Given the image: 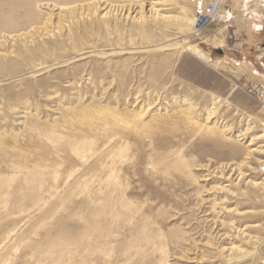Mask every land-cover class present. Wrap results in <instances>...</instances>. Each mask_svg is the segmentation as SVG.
I'll use <instances>...</instances> for the list:
<instances>
[{
	"label": "rangeland",
	"instance_id": "374dc122",
	"mask_svg": "<svg viewBox=\"0 0 264 264\" xmlns=\"http://www.w3.org/2000/svg\"><path fill=\"white\" fill-rule=\"evenodd\" d=\"M129 1L0 0V264H264L261 82L232 24Z\"/></svg>",
	"mask_w": 264,
	"mask_h": 264
},
{
	"label": "crops",
	"instance_id": "0c3cea01",
	"mask_svg": "<svg viewBox=\"0 0 264 264\" xmlns=\"http://www.w3.org/2000/svg\"><path fill=\"white\" fill-rule=\"evenodd\" d=\"M224 22L232 24L225 39L236 57L239 77L264 83V0H228L221 8ZM237 79V78H236Z\"/></svg>",
	"mask_w": 264,
	"mask_h": 264
},
{
	"label": "bare ground",
	"instance_id": "6f19581e",
	"mask_svg": "<svg viewBox=\"0 0 264 264\" xmlns=\"http://www.w3.org/2000/svg\"><path fill=\"white\" fill-rule=\"evenodd\" d=\"M93 4L92 5L94 6V8L96 10L100 11L99 15L101 14V17H103V18L110 16L114 10L118 9L122 13L124 12V15L126 16V18L130 17L133 20L137 19L138 21H141L144 19L147 20L149 17L159 16V11H160V6H161V3L158 0H132L129 4L122 5L117 9H115L116 7H114L113 4H110L107 2H103V3L97 2V3H93ZM61 11H62V9H60V12ZM64 12H65V10H64ZM165 17L170 18L168 16H165ZM201 22H203V20H201V21L196 20L195 25L197 27H200V26H202ZM37 30H39V29H37ZM185 49L187 51H192L198 57H201V58L205 57V55L197 47H194V46L192 47V46L188 45L187 47L185 46ZM95 50H96V48H95ZM95 50L92 49V50H89L87 52H85V51L84 52H85V54H92L93 52L96 53ZM0 56H2V58H3L4 55L2 52H0ZM242 135H244V134H242ZM260 137H263V135H261ZM85 145H88V143L84 142L81 144H76V146H74L75 151L81 152L83 150V148L85 147Z\"/></svg>",
	"mask_w": 264,
	"mask_h": 264
},
{
	"label": "built area",
	"instance_id": "2783aa9c",
	"mask_svg": "<svg viewBox=\"0 0 264 264\" xmlns=\"http://www.w3.org/2000/svg\"><path fill=\"white\" fill-rule=\"evenodd\" d=\"M226 0H193L195 4L196 20H203L201 28L211 23L222 22L224 14L221 11ZM246 92L255 97L260 105V111L264 116V83H251L246 86ZM264 173V164L261 167Z\"/></svg>",
	"mask_w": 264,
	"mask_h": 264
},
{
	"label": "clouds",
	"instance_id": "9594fccd",
	"mask_svg": "<svg viewBox=\"0 0 264 264\" xmlns=\"http://www.w3.org/2000/svg\"><path fill=\"white\" fill-rule=\"evenodd\" d=\"M258 18H262V19H264V17H258Z\"/></svg>",
	"mask_w": 264,
	"mask_h": 264
}]
</instances>
